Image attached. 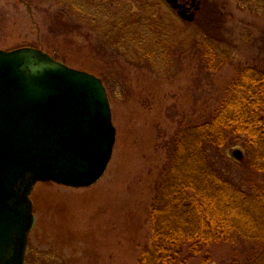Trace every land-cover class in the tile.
Here are the masks:
<instances>
[{"label": "rangeland", "instance_id": "1", "mask_svg": "<svg viewBox=\"0 0 264 264\" xmlns=\"http://www.w3.org/2000/svg\"><path fill=\"white\" fill-rule=\"evenodd\" d=\"M198 1L189 21L166 0H0V50L40 49L100 78L116 130L95 184L34 186L25 264H137L149 243L156 179L171 164L179 125L212 111L238 67L264 72V0ZM206 40L220 55L212 69L200 47ZM242 140H229L215 164L242 190L264 189ZM263 248L261 240L216 242L208 264H245ZM187 264H202L201 255Z\"/></svg>", "mask_w": 264, "mask_h": 264}, {"label": "water", "instance_id": "2", "mask_svg": "<svg viewBox=\"0 0 264 264\" xmlns=\"http://www.w3.org/2000/svg\"><path fill=\"white\" fill-rule=\"evenodd\" d=\"M115 140L100 78L40 49L0 50V264H24L35 184L93 185ZM233 156L242 158L239 150Z\"/></svg>", "mask_w": 264, "mask_h": 264}, {"label": "trees", "instance_id": "3", "mask_svg": "<svg viewBox=\"0 0 264 264\" xmlns=\"http://www.w3.org/2000/svg\"><path fill=\"white\" fill-rule=\"evenodd\" d=\"M200 43L206 64L214 68L220 55L211 41ZM179 129L171 164L156 179L149 243L137 264H187L199 255L208 264L213 243L264 241V189L242 190L215 164L220 149L239 138L251 171L264 174V72L238 67L222 101ZM245 264H264V248Z\"/></svg>", "mask_w": 264, "mask_h": 264}, {"label": "flooded vegetation", "instance_id": "4", "mask_svg": "<svg viewBox=\"0 0 264 264\" xmlns=\"http://www.w3.org/2000/svg\"><path fill=\"white\" fill-rule=\"evenodd\" d=\"M172 4H174L177 9H180L185 12V15H189L193 9L195 4L194 1L198 0H169Z\"/></svg>", "mask_w": 264, "mask_h": 264}]
</instances>
